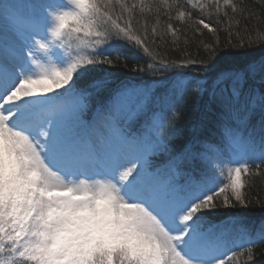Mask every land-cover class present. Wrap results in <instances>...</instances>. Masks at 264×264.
Returning <instances> with one entry per match:
<instances>
[{"label": "snow or ice", "instance_id": "1", "mask_svg": "<svg viewBox=\"0 0 264 264\" xmlns=\"http://www.w3.org/2000/svg\"><path fill=\"white\" fill-rule=\"evenodd\" d=\"M245 11L0 0V264H254L264 199L245 177L264 174V31L244 40ZM204 30L191 51L186 33Z\"/></svg>", "mask_w": 264, "mask_h": 264}, {"label": "trees", "instance_id": "2", "mask_svg": "<svg viewBox=\"0 0 264 264\" xmlns=\"http://www.w3.org/2000/svg\"><path fill=\"white\" fill-rule=\"evenodd\" d=\"M128 2L129 3H133V2L139 3L140 0H128ZM152 2L153 0H145V3H152ZM233 2L238 3L241 7L246 9L243 15L246 16L248 11H251L255 14L253 19L247 22L240 18L239 13L236 16V19L239 20L240 22L241 28H243L245 23H247L249 28L251 29V31L248 34L241 33L244 40L247 41L249 37L255 40L257 32L264 31V23H261V22H264V0H233ZM221 3H222V0H221ZM229 14L231 15L230 10H229ZM193 18H196L195 15L193 16ZM140 19L143 22V18H140ZM225 22H227V17L225 18ZM163 23H166V21L162 20L161 24L157 25L160 31H164ZM173 23H175V21H173ZM183 23L184 21L180 22V24H183ZM188 23L190 24V21ZM152 26H153V21L150 20L149 27L151 28ZM176 26L179 27L180 25L177 24ZM234 31H240V29L234 28ZM219 35H220V38L223 39L225 36V33L221 32ZM186 36L189 38V41L192 45L190 50L193 52H195V42L196 41L204 40L207 42L213 38L212 35L207 32V30H204L203 35H199V34L193 35L191 31H188L186 33ZM184 39H185L184 35H181L179 37V40H180L179 46L181 48L185 46ZM172 42H173V37L171 36V34H168L166 37V45L172 46ZM232 42L236 43L237 41L235 38H233ZM172 58H175V56H173ZM145 62L146 61L141 60L139 63L144 64ZM134 66H135V62H132L131 64H129L128 67H124L123 65H117L115 69L116 83H119L120 81H128L129 79H132L134 76V73H133ZM111 86H114V85H111ZM250 166L252 167V170L255 172L256 170L255 166L251 164ZM245 179L248 182V187L246 189L248 196L254 201L258 199H264V174L259 175V176L245 177ZM219 211L222 212L223 210H219ZM260 214H261V209L258 204H252L246 211V215L248 216L250 220H258L260 217ZM235 250L239 251L240 249H235ZM252 260L254 261V264H264V244H258L254 247Z\"/></svg>", "mask_w": 264, "mask_h": 264}, {"label": "rangeland", "instance_id": "3", "mask_svg": "<svg viewBox=\"0 0 264 264\" xmlns=\"http://www.w3.org/2000/svg\"><path fill=\"white\" fill-rule=\"evenodd\" d=\"M259 162V161H257ZM227 167L228 165L224 166L223 171H217L214 174L218 177L219 180H223L225 183L227 182Z\"/></svg>", "mask_w": 264, "mask_h": 264}]
</instances>
